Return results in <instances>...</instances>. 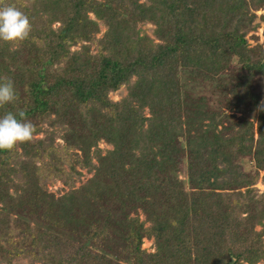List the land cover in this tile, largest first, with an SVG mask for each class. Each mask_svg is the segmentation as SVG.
<instances>
[{"label":"trees","instance_id":"trees-1","mask_svg":"<svg viewBox=\"0 0 264 264\" xmlns=\"http://www.w3.org/2000/svg\"><path fill=\"white\" fill-rule=\"evenodd\" d=\"M141 1L0 0L31 23L26 40L0 44V78L15 89L0 115L22 111L33 125L29 141L0 152V230L25 240L23 251L0 248L6 263L26 248L39 264L264 260V194L253 188L264 173V51L244 38L264 0ZM77 167L92 174L79 187ZM56 180L68 188L58 198L47 192Z\"/></svg>","mask_w":264,"mask_h":264},{"label":"rangeland","instance_id":"rangeland-1","mask_svg":"<svg viewBox=\"0 0 264 264\" xmlns=\"http://www.w3.org/2000/svg\"><path fill=\"white\" fill-rule=\"evenodd\" d=\"M144 0L141 1V3H143ZM253 14H255V18L253 20L252 26H256L257 28L253 31L248 32L247 34H245L244 38L248 44V48H255L257 46H262V49L264 51V23L262 22V17H264V6L262 8H260L257 11H253ZM90 17H92L91 15H89ZM57 27V24L52 25V28ZM140 31L142 34H146L147 36L152 37V32L154 30V26H152L151 24H143L141 26H139ZM104 33V28L101 27L100 28V32L97 35V38H100L102 36V34ZM78 49V47L76 48H71V50H76ZM230 56V55H228ZM232 67H237V63L233 62ZM133 82H135V78L133 79ZM262 82L264 83V81L262 80ZM127 94V89L125 87H121L118 91L114 92V93H110L109 94V98L114 101L117 102L119 100H121L125 95ZM147 113V112H146ZM256 133V132H255ZM38 138H43L44 134H39L37 136ZM254 138H256V134L254 135ZM64 143L60 138H56L54 141V145L62 147L64 146ZM97 148L100 149L101 154L104 155L105 151L107 150H111L112 147L110 145H108L105 141H99L97 143ZM93 152V151H92ZM70 155H72V157L74 156V158L77 156L78 158L81 157V152L80 151H74L71 150V152H69ZM92 163H95V159L92 158L91 160ZM242 166V169L244 171V173L246 175H253L255 173V167L253 164V160L250 157L247 158H243L241 160L240 163ZM175 171L178 173L179 178L180 179H185V174H184V167L183 164L181 162L178 161V163L174 166ZM64 170H68V166L65 165L64 166ZM77 170L81 173V176L78 177V179L76 180V184L75 187H79L82 184H84L85 182H87L91 177L92 174L91 173H87L86 170L80 169L79 167H77ZM264 176L263 172L259 173V179L257 181V183L253 186V188L257 191L258 194H264V181L262 180V177ZM68 191V188L63 185L62 182L56 180L50 184H47V192L50 194H53L56 198L64 195L66 192ZM138 210V209H137ZM131 216L135 217L134 214H131ZM137 217L139 218V222L144 223V225L146 226V217L143 215V213L138 210L137 211ZM260 230V226L255 225L254 226V231L257 232ZM0 232L3 234L4 237L0 236V248H4V249H8V248H13L15 246V243H21V251L24 250V242L25 240H21L19 242V238L22 234V232H24L21 228L17 229V230H10L9 232L6 233L5 230H0ZM12 236V237H11ZM11 237V238H9ZM19 237V238H18ZM263 248H264V239H263V244H262ZM29 247V246H27ZM141 249L144 250L147 254H152L155 253L156 251V247L154 245V241L151 238H144L141 244ZM1 250V249H0ZM30 250H32V248L30 247ZM26 251V255L27 257H24L21 254L18 257L14 258L13 261L11 263H6L5 261L8 259L5 254L4 251H0V264H39L37 262H33L30 259V254H29V248L25 249ZM53 253L57 254V251L55 252V250H51ZM29 257V258H28ZM259 264H264V260L262 262H260Z\"/></svg>","mask_w":264,"mask_h":264},{"label":"clouds","instance_id":"clouds-1","mask_svg":"<svg viewBox=\"0 0 264 264\" xmlns=\"http://www.w3.org/2000/svg\"><path fill=\"white\" fill-rule=\"evenodd\" d=\"M31 32L28 16L14 6H0V44L16 45L26 40ZM15 100V89L11 80L0 78V105ZM33 135V125L25 119L24 112H8L0 115V152L12 150L27 142Z\"/></svg>","mask_w":264,"mask_h":264},{"label":"water","instance_id":"water-1","mask_svg":"<svg viewBox=\"0 0 264 264\" xmlns=\"http://www.w3.org/2000/svg\"><path fill=\"white\" fill-rule=\"evenodd\" d=\"M228 264H234V260L231 259Z\"/></svg>","mask_w":264,"mask_h":264}]
</instances>
